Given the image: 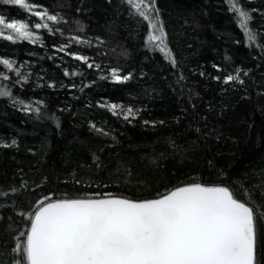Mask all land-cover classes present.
Listing matches in <instances>:
<instances>
[{
    "label": "trees",
    "instance_id": "16d2710c",
    "mask_svg": "<svg viewBox=\"0 0 264 264\" xmlns=\"http://www.w3.org/2000/svg\"><path fill=\"white\" fill-rule=\"evenodd\" d=\"M31 2L63 19L47 22L52 32L35 30L36 43L0 37V59L28 77L0 64L9 77L0 87L17 101L0 97V264L20 258L16 238L45 196L143 201L199 183L228 187L264 213V0H239L255 43L228 0H155L175 65L149 44L150 25L126 0ZM0 15L40 22L2 2ZM111 69L132 79L100 78ZM237 73L242 84L223 83ZM109 104L137 116H114L101 107ZM255 227L256 264H264V218Z\"/></svg>",
    "mask_w": 264,
    "mask_h": 264
},
{
    "label": "snow or ice",
    "instance_id": "6c2138e0",
    "mask_svg": "<svg viewBox=\"0 0 264 264\" xmlns=\"http://www.w3.org/2000/svg\"><path fill=\"white\" fill-rule=\"evenodd\" d=\"M0 2L17 6L40 21L6 20L0 15V37L13 43L25 40L36 43L41 37L35 34V30L43 28L52 32L47 22L59 23L63 19L47 10H37L31 0ZM126 2L150 25L149 44L168 55L175 65L166 45V34L155 0ZM228 3L230 10L237 14L249 43H255L256 34L248 27L252 19L250 12L239 6V0H228ZM71 39L83 43L76 37ZM64 47L59 50L63 51ZM74 59L89 68L94 67L85 56L74 55ZM0 64L21 77L14 61L0 59ZM65 75L69 73L65 72ZM21 78L27 82V75ZM100 78L124 84L132 76L111 69L109 76ZM0 79L9 77L0 74ZM233 81L243 83L239 73L227 75L223 83ZM0 97H11L14 103L17 102L11 91L3 87H0ZM105 106L114 116H121L129 122L137 116V110L131 107L101 105ZM25 108L40 113L39 107L32 109L31 105H25ZM92 127L107 135L95 124ZM0 195L5 193L0 192ZM26 215L30 226L16 238L13 251L20 258L15 264H256L255 224L257 215L264 218V213L238 199L228 187H206L199 183L178 187L160 198L143 201L109 197L53 202L45 196L35 210Z\"/></svg>",
    "mask_w": 264,
    "mask_h": 264
},
{
    "label": "water",
    "instance_id": "95a60500",
    "mask_svg": "<svg viewBox=\"0 0 264 264\" xmlns=\"http://www.w3.org/2000/svg\"><path fill=\"white\" fill-rule=\"evenodd\" d=\"M111 197H115V196H111ZM104 198H109V197H104ZM115 198H121V197H115ZM93 199H100V198H93ZM157 199V198H156ZM134 201V200H133ZM55 202V201H53ZM256 228V227H255Z\"/></svg>",
    "mask_w": 264,
    "mask_h": 264
}]
</instances>
